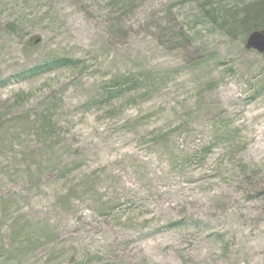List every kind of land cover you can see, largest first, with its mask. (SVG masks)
<instances>
[{
	"label": "rangeland",
	"instance_id": "rangeland-1",
	"mask_svg": "<svg viewBox=\"0 0 264 264\" xmlns=\"http://www.w3.org/2000/svg\"><path fill=\"white\" fill-rule=\"evenodd\" d=\"M205 12L0 0V264H264V56Z\"/></svg>",
	"mask_w": 264,
	"mask_h": 264
},
{
	"label": "trees",
	"instance_id": "trees-1",
	"mask_svg": "<svg viewBox=\"0 0 264 264\" xmlns=\"http://www.w3.org/2000/svg\"><path fill=\"white\" fill-rule=\"evenodd\" d=\"M109 3L110 7H113L120 11V17H126L129 13H132L137 7L147 0H102ZM221 1L226 0H182V2H197L201 4V9L211 16L212 19L220 17V13H226L221 18L227 16L231 21V26L239 30L244 31V34L249 36L253 31L264 30V0H250L245 2L242 0L239 4H243V8L236 13L235 7H231L228 10L221 5ZM235 1V0H234ZM238 1V0H236ZM225 3V2H224ZM226 11V12H225ZM228 13V14H227ZM229 15V16H228ZM10 28H13L10 27ZM65 62L67 65H72L73 60L65 59L60 60ZM49 64L48 66H50ZM40 70V69H39ZM264 195V192H260L254 197ZM176 224L175 226H177Z\"/></svg>",
	"mask_w": 264,
	"mask_h": 264
},
{
	"label": "water",
	"instance_id": "water-1",
	"mask_svg": "<svg viewBox=\"0 0 264 264\" xmlns=\"http://www.w3.org/2000/svg\"><path fill=\"white\" fill-rule=\"evenodd\" d=\"M40 41H36L38 44ZM246 49L257 51L259 54L264 56V30L254 31L251 33L246 41Z\"/></svg>",
	"mask_w": 264,
	"mask_h": 264
}]
</instances>
